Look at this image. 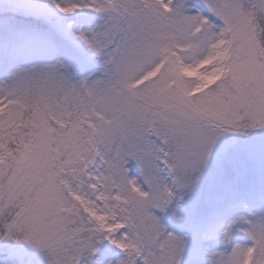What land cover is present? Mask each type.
Returning a JSON list of instances; mask_svg holds the SVG:
<instances>
[{"label":"snow or ice","instance_id":"1","mask_svg":"<svg viewBox=\"0 0 264 264\" xmlns=\"http://www.w3.org/2000/svg\"><path fill=\"white\" fill-rule=\"evenodd\" d=\"M0 264H264V0H0Z\"/></svg>","mask_w":264,"mask_h":264}]
</instances>
